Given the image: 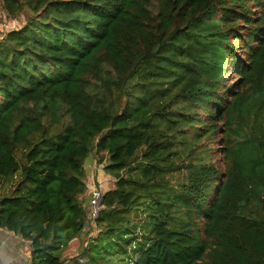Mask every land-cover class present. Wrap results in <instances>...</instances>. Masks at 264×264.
<instances>
[{
    "label": "trees",
    "instance_id": "16d2710c",
    "mask_svg": "<svg viewBox=\"0 0 264 264\" xmlns=\"http://www.w3.org/2000/svg\"><path fill=\"white\" fill-rule=\"evenodd\" d=\"M1 7L32 14L0 41V179L19 176L0 227L30 264H67L91 229L93 151L117 180L89 264H264V0Z\"/></svg>",
    "mask_w": 264,
    "mask_h": 264
},
{
    "label": "rangeland",
    "instance_id": "374dc122",
    "mask_svg": "<svg viewBox=\"0 0 264 264\" xmlns=\"http://www.w3.org/2000/svg\"><path fill=\"white\" fill-rule=\"evenodd\" d=\"M1 12L4 11L2 7L0 8ZM31 12L29 10H23L18 16V24L21 27L26 23V21L31 16ZM230 77H234V74H231ZM229 77V78H230ZM109 97V96H108ZM110 98V97H109ZM48 125V132L49 133H58L65 129L66 126L69 125L70 119L69 116L64 114L62 116V119L60 122H55L51 117L45 121ZM37 136H33L31 140L36 139ZM91 158V163H88V160L85 162V168H86V181H91L92 183H98V181H102L104 184L105 190L110 189L112 187H115L117 175L116 173L108 172L104 165L106 162H108V157L105 153H102V155L96 154L95 151L88 157ZM87 158V159H88ZM102 162V163H101ZM19 180V176L13 177L9 176L4 179H0V197L1 195L11 193L13 190L15 183ZM172 191H175V188L172 189ZM88 193L85 194L82 198L83 202L85 203L87 209H88V202L86 201V197L88 198ZM142 205V204H141ZM139 205V206H141ZM141 213V210H140ZM172 217L174 219H178L181 217V212L178 208H175L172 212ZM82 238L79 242L72 243L70 248H66L63 256L67 260V264H89V259L87 257V254H83V248L86 245L95 243V239L98 236V229H86L84 233L81 235Z\"/></svg>",
    "mask_w": 264,
    "mask_h": 264
},
{
    "label": "crops",
    "instance_id": "0c3cea01",
    "mask_svg": "<svg viewBox=\"0 0 264 264\" xmlns=\"http://www.w3.org/2000/svg\"><path fill=\"white\" fill-rule=\"evenodd\" d=\"M91 158L87 159L88 163H91ZM87 193L86 190L81 198ZM85 199L88 202V198ZM88 228L96 229L94 225H89ZM81 238L82 236L73 239L68 248L71 247L72 243L79 242ZM31 250L30 241L13 230L0 227V264H30Z\"/></svg>",
    "mask_w": 264,
    "mask_h": 264
},
{
    "label": "built area",
    "instance_id": "2783aa9c",
    "mask_svg": "<svg viewBox=\"0 0 264 264\" xmlns=\"http://www.w3.org/2000/svg\"><path fill=\"white\" fill-rule=\"evenodd\" d=\"M17 16L7 13L6 11L1 12V26H0V41L3 40L9 31L17 30L19 28ZM87 192H88V214L90 219V225L96 227V222L100 216V212L103 208L105 187L102 181L98 183H92L87 181ZM97 229V227H96Z\"/></svg>",
    "mask_w": 264,
    "mask_h": 264
}]
</instances>
